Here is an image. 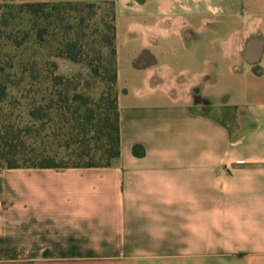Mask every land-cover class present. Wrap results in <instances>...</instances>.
<instances>
[{
    "label": "crops",
    "instance_id": "1",
    "mask_svg": "<svg viewBox=\"0 0 264 264\" xmlns=\"http://www.w3.org/2000/svg\"><path fill=\"white\" fill-rule=\"evenodd\" d=\"M114 3L141 33L116 35L119 157L0 168V264H264V0ZM229 109L253 122L254 172H230Z\"/></svg>",
    "mask_w": 264,
    "mask_h": 264
},
{
    "label": "trees",
    "instance_id": "2",
    "mask_svg": "<svg viewBox=\"0 0 264 264\" xmlns=\"http://www.w3.org/2000/svg\"><path fill=\"white\" fill-rule=\"evenodd\" d=\"M0 5V113L1 105L9 96V90L29 93L35 88L38 100L33 96L28 99V116L40 122L63 126L71 132L70 139L65 147L70 150L73 145L77 149L70 150L76 154L78 164L71 167L92 168L110 166L119 157V124L117 96L108 103L105 94L94 99L80 93L74 87L75 79L58 75L55 66L46 69L43 62L33 60L24 65L23 61H14L15 55L5 61L4 50L6 45L11 47L15 54L30 48L42 49L49 46L51 54L64 58L73 63H83L87 58V50H95L105 73H109L111 88L115 85L117 72L115 68L114 25L107 26V31L99 36L98 32L87 35L85 26V11L93 7L84 0H1ZM113 9V0H103ZM4 9V10H3ZM17 21L16 30L9 35H3L9 29V22ZM13 34V35H11ZM19 34L21 37L18 38ZM13 36V37H12ZM5 41V42H4ZM108 55L111 61H105L102 55ZM18 57V56H17ZM14 62V63H13ZM113 64L112 70L110 65ZM109 66V67H108ZM30 87L31 90H26ZM11 95L9 99H11ZM25 99V98H24ZM109 106L98 113L101 104ZM102 116V118H100ZM5 121L0 118V162L5 168L18 167L16 154H19L9 138ZM9 126V125H8ZM74 131H77L74 134ZM72 142V143H70ZM42 154V153H41ZM99 155L101 163L95 164L93 157ZM32 159L28 166L34 168H67L59 166L49 157ZM84 162V163H83Z\"/></svg>",
    "mask_w": 264,
    "mask_h": 264
},
{
    "label": "rangeland",
    "instance_id": "3",
    "mask_svg": "<svg viewBox=\"0 0 264 264\" xmlns=\"http://www.w3.org/2000/svg\"><path fill=\"white\" fill-rule=\"evenodd\" d=\"M84 1L87 4L93 5V7L84 12L87 20L85 21V26L87 25L88 27L87 35L98 32L100 36L104 31L106 32L107 26L111 23V17L113 14L114 21H112V24L114 25V47L116 51L114 60L117 72V33H134L138 34L140 37L141 33L135 31L128 32V24L133 23V21H116L114 0L113 9L111 6L103 2V0ZM1 3L2 1L0 0V5ZM9 24L10 26L8 31H3L5 32V34H3L5 36L9 35L12 30H16L19 22L10 21ZM20 37L21 34H19L18 38ZM50 49L51 48L49 46L40 50L30 48L22 53L20 52L19 54H15L14 50L6 45L4 50V59L7 61L6 59L15 55L14 61H23L22 63L25 66L33 60L38 63L43 62L46 65V69H51V65H54L58 75L76 80L74 87L80 85L81 88H78V90L81 91L80 93L89 95L94 99H97L101 95L105 94L104 98H108V103L114 96H117L118 98L119 94L124 92V90L120 89L117 79L115 85L111 88L108 81L109 73L104 72L100 62L98 61V53L95 50H87L88 53L86 60H84L83 63L76 64L64 58L52 55ZM102 58H104L106 62L111 61L110 57L106 54L102 55ZM151 64H153V58L148 50H141L138 57L132 62V66L138 69L143 67L149 68ZM120 66L123 79L128 84L129 79L125 77L127 65L124 60L120 61ZM112 68L113 64L110 65V70H112ZM26 90H31V88L28 87ZM18 91L19 90L16 89L9 90V96L11 95L12 97L9 99L8 96L5 102L1 105L0 113L1 121H5V125L7 126L5 127L8 128V136L13 140V145H15L16 150L19 153L16 154L17 165L28 166L30 165V162L28 161H31L34 158L35 161H39L41 160L40 157H49L50 160L59 166L71 167L77 165L78 160L76 158V154L71 153L70 150L77 149L78 146L73 145L70 147V150H67L65 147L66 143L70 139L71 132L69 129L64 128L61 125L56 126L52 123L44 122V120L38 122L31 119L28 116V105H31V102H29L28 99H31L33 96L35 103L38 100L39 97H37L36 92H34L35 88L31 90L29 95L28 93ZM106 103L107 102L101 104V109L98 110V113L102 114L106 107L109 106ZM222 114L223 113H221L219 117H224L225 124L229 126L232 134L231 143L233 145L231 151V161L234 162H232L230 168L231 174L238 170L243 172H254V169H249L253 168V165L250 166L245 163L239 164V162L255 161L258 159L255 153V139L253 136L248 135L254 128L250 116L243 109H229L228 111H225L223 115ZM100 118H102V116ZM76 132L77 131H74V134ZM240 141L242 142L241 144H239ZM99 155L100 154H96L95 157H93V162L95 164L101 163ZM0 168H5V163L0 162ZM233 204L236 203H232V205ZM245 254L246 252H231L228 254V252L224 250L216 254L213 264H239L237 258L242 257Z\"/></svg>",
    "mask_w": 264,
    "mask_h": 264
}]
</instances>
